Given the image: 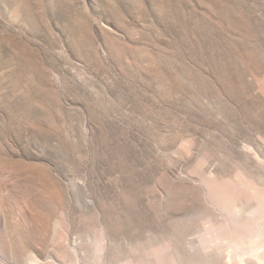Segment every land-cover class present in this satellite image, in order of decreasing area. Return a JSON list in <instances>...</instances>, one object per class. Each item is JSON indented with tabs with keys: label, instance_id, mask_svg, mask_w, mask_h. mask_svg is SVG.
Instances as JSON below:
<instances>
[{
	"label": "rangeland",
	"instance_id": "1",
	"mask_svg": "<svg viewBox=\"0 0 264 264\" xmlns=\"http://www.w3.org/2000/svg\"><path fill=\"white\" fill-rule=\"evenodd\" d=\"M260 231L264 0H0V264H264Z\"/></svg>",
	"mask_w": 264,
	"mask_h": 264
},
{
	"label": "bare ground",
	"instance_id": "2",
	"mask_svg": "<svg viewBox=\"0 0 264 264\" xmlns=\"http://www.w3.org/2000/svg\"><path fill=\"white\" fill-rule=\"evenodd\" d=\"M260 233H262V232L260 231ZM260 233H259V235H260ZM262 235H264V233H262ZM260 244H261V246H264V242H260Z\"/></svg>",
	"mask_w": 264,
	"mask_h": 264
}]
</instances>
